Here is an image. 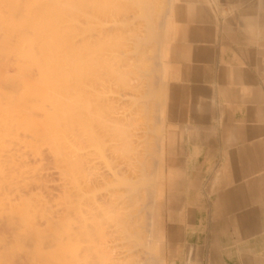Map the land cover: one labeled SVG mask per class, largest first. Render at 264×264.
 I'll return each mask as SVG.
<instances>
[{"label": "rangeland", "instance_id": "rangeland-1", "mask_svg": "<svg viewBox=\"0 0 264 264\" xmlns=\"http://www.w3.org/2000/svg\"><path fill=\"white\" fill-rule=\"evenodd\" d=\"M7 1L8 0H0V20H1V23L3 22L2 25L4 24V22L6 23L3 26L0 23V26L2 27L0 29V31L2 30V32H0V264H41V263L42 264H56V263L58 264L59 256L57 255L50 256V254H54L58 248L57 247L58 246V241H57L58 236L56 235L58 234L59 231H56L54 229L55 228L54 226L56 224L57 226L60 225V227L62 226V224L72 225L69 218L66 221H64L63 219V222L61 223V221L59 222L60 218L58 217L60 215L63 216L64 212L66 211V210L61 211V209L62 208L67 209V206L70 205V204L67 205V202L71 203L70 202L71 200L65 202V199H63V197H66L67 195L68 197L66 198H71V197H69V194H65L67 192L64 193L65 195L62 194L63 189H61L63 188L64 183L62 181L64 180H62L63 179L62 178L63 176L61 174L62 171H60L61 166L59 168L58 163H60L59 155H61L59 154V152L61 153V151H59V148H60L59 141L60 139H62V137L59 138L60 134L57 135V133L62 131L60 129H59L60 131H58V124H57V122L60 121L58 120L60 116L57 114L58 112L57 109L56 111L55 109L53 111L52 110L53 106L52 107L51 105L48 106L50 102H48L47 99H46L47 101L46 102L44 97L47 95V92L49 93L48 94L49 97L54 95V93L58 90V87L60 85L59 83L61 79L60 77H62V72H63V71L61 72V68L59 66L61 64L60 61L62 60L63 62V58L60 59L61 57L60 56L61 55L60 45L62 43L64 44L65 42L63 39H61V37L62 38H64L63 36L67 37L66 36L67 32L65 33L66 35H64L62 33L64 30L62 28L60 29L59 27L63 25V23L60 20V17L62 15L60 17L59 16L57 17L55 15H51L50 13H46L41 10L43 8V5H47L48 8H51L52 4L50 3L52 1L47 0V2L48 1L50 2V3L48 2V4L44 0H41V2H39L38 0L37 1L36 0H33V1L32 0H11L8 2ZM65 1H68V0H59V2L61 3L60 4L58 0H55L53 1V5L56 4L55 6H57V8L63 9L65 7V5H63ZM119 1H123V2H119L120 5L121 3L124 4V2H127L125 3V7H122L123 5L117 6L118 2L116 1L117 3H115L116 5H114L115 9L112 8L111 4L107 3L109 9H106V10L120 11L121 8L124 10L127 4H129L128 2L130 0H119ZM131 1L128 7L133 2ZM6 3H8V5ZM158 3H160V1ZM164 4L167 7H164V11H162L161 13L162 16L165 15L163 17L164 22L162 25L163 36L161 40L159 41L160 44L158 43L156 44L158 45L157 52L154 51V55H153V56H156L155 54L157 53L156 58L153 57L152 59L149 56L148 58L145 55L149 52L148 50H146L147 47L146 49L144 48L145 52L147 53L144 52L145 56L142 57L144 63L142 62V58L140 56H139V60H138V57L134 58V60H136L137 58L136 62L138 63H136L135 61L134 62L136 63V65L138 64L137 66H139L138 67L139 69L141 68L146 69L144 67H147V68L150 67L152 75L148 77V80L150 81L151 79L153 80L156 89L159 91L161 90V94L163 93V90L164 91L167 90V79L165 78L166 80L163 81L162 76H161V71L159 67V63L161 61L160 49L164 43L163 40H164L166 28H167L168 17L170 18V20L172 19L173 21L174 16H176L174 14V10H171V8L175 5L177 8L181 7L185 9V11L187 10L188 12L189 8H201L202 9V8L214 6L213 0H165ZM11 7H13L14 10L17 8V10L14 11V15L16 16V18L13 17V19H11V15H12ZM106 7L107 6H105V8ZM158 7L160 8L161 6H158ZM18 8H20L21 10L23 9L22 11L24 13H27L28 16L26 15L22 16L23 13L21 12L20 9L19 11L22 13L21 17L19 16V14H16V13H19ZM130 8H135V7L130 6ZM165 9L167 13L165 12ZM32 11H34L35 13L31 14ZM130 11L132 13L134 10L130 9L129 12ZM36 14L38 15L39 19L37 20L35 19L36 18L35 17L34 18L35 20H33V15H36ZM133 14H135V11ZM167 15L168 17L166 19ZM40 16H41L42 21L40 20ZM130 16L133 19V15L131 14ZM181 17L177 15L176 18H181ZM17 18L21 20L18 26L22 23L21 27L26 30L25 32H23V35H21L20 32L18 33V31L21 29L20 26L17 32L14 31L16 29L14 26L12 29L9 26V25L11 26L14 25L16 22L14 19L18 20ZM183 18L191 19L189 15L187 14H185ZM7 19H8V22H6ZM10 19L13 22H9ZM32 20H33V23L34 21L35 22L37 21V23L38 21H41L40 24L38 23L39 25L37 23H34V25L36 24L40 26V27L36 26V28L38 29H40L41 27L44 28L45 26L48 27V28L46 27L44 28L45 29L44 32L46 34L48 32L49 33L48 35L49 36L52 35L51 36L52 38H49V36L46 37V34H44L45 36L43 40L42 39L43 36L40 37L39 35L41 31L38 29H35V26L30 22ZM137 21L139 22L140 20H137ZM51 22L53 24H51ZM58 22L59 23L61 22V23L59 24ZM134 22L135 21H133L132 23V26L133 25L134 26L133 27L131 26V28L139 26V24L138 26L137 24L135 26ZM48 23H49V26H51L50 28L47 25ZM52 26H53V29H52ZM173 26L175 27L172 31L174 32L173 33V38H174L176 37V34L178 33V28H179L178 22L176 21L175 23H173ZM140 27L142 28V24L139 26V28H137L139 29V31H140ZM23 29L21 30L24 31ZM3 30L5 32H3ZM134 31L136 32V30ZM143 31L142 33H144ZM26 32L28 35L30 34V37L32 39L31 38L28 39V35L26 34ZM53 32L54 34H56L54 38H53L54 36ZM41 35H43V33ZM18 38L19 39L22 38V41L21 40L19 41ZM51 39L53 40L54 46L51 43L52 42ZM24 42L26 44H29L31 42V44H29V47L30 48L32 47L33 51L37 50L35 52L36 55H34L35 53H33L32 49H29V47H27L28 49L26 48ZM45 42H49V43H45ZM130 46L131 45H129V47ZM38 47L46 48V50L48 49L47 56L48 54L54 55L53 59H50L51 61L50 63H52L51 66L58 65V67L57 66L55 68L52 67L53 69L51 71L48 70L49 66H46L48 64L47 63L48 58L46 57L47 62L45 61L46 58H43L44 57L43 53H46V52L43 51V53H41L40 50H38L39 49ZM17 50H18V53H17ZM151 51H152V48H151ZM28 52L29 53L32 52V54H30L32 58L30 57V55H28ZM57 54H59L60 57L57 56ZM18 55L20 57H18ZM33 56H34V60L39 61L40 65L42 64L41 66L40 65L36 66L38 65V63L37 61L35 62L34 60L33 62L34 64L36 63V65L32 64ZM145 57L148 58V63L147 61L145 62V59H147ZM57 58L59 59V61H57ZM44 61L47 64L43 63ZM131 62H133V60ZM140 62H142L143 64L141 65ZM145 63H147V65ZM51 66H50V69H51ZM63 66L66 69L67 66H65V64ZM129 68L131 69V66H129ZM45 70L46 71L48 70V71L46 72ZM41 71H44V72H41ZM52 72L53 73L55 72V74H54V77L52 76V79H51L50 73ZM64 72H65L64 74L66 75V71ZM132 74H130L131 77H132ZM65 75L63 76V78L66 80L67 77ZM135 77H137L138 81H136V78L131 79V80L133 81L135 80V82L138 84L140 81L141 85L136 86V84L132 82L129 78L130 81L129 80L128 81L132 83V86L128 83L127 88H124L122 86L119 88V92H122V94L124 95V100L126 101H129L127 100V97L130 96L131 94L134 95L138 93L140 95L143 90V86L146 84L147 80H144V79L141 80V77L136 75V73H135ZM48 79H51L49 80L50 82L53 81L55 83L52 86L50 84L51 88L49 86L50 89L48 88V90L44 91V89L46 88L43 82L45 81L46 83V80ZM49 81H47V84H49ZM143 82H144V85H143ZM47 84L46 86L48 87ZM130 86L131 88L133 87L134 90L137 91V93L133 92ZM62 87L63 86H61V88ZM129 89H131L130 91H132V93L131 92L127 93L129 92ZM161 94H159L161 98L159 99L158 97L160 102H158L159 101L158 99H157V102L155 100L154 102L156 103L153 102L150 107V110L152 111V113L149 111V113L153 115L155 123L159 119L157 121L158 124H155V126L152 124L153 127H155L156 129L158 128L159 130L158 136L154 134L155 135V138H154V135H153V138L156 141V143L159 142L158 140L160 139V134L164 135L168 139H171V138L173 139L175 138V135H176L174 132L176 128H173L172 126L167 125V122H168L167 104L164 107L163 115L160 116L159 118V115L161 114L160 112L161 105L163 103V97ZM133 97L135 98L136 95H134ZM166 99H167V94H166ZM130 101H132L131 98H130ZM130 101H129V104H131ZM124 104H125V101H124ZM126 104L123 106L125 107L127 106L125 109L129 108L128 110H130L131 106H134L133 104H131V106L128 107V105ZM134 107L136 109V107L138 108L139 106L136 105ZM132 108L131 110L133 113L132 115H134V119H133V116L131 115L132 117L131 120L132 119L134 121L136 120V123L133 122V124H136V125H133V124L130 125V126H134V128L132 129L130 128V129L132 131L135 130L134 132L131 131V133L134 135L140 136L141 134L140 132H142L141 135H143L142 137L144 139L146 138V135L148 136V134L143 133L144 131L143 128L146 125L143 126L141 125V123L144 124L145 122L144 119H143V122L139 121V119L141 120L143 117L138 118L139 115H142L140 111L141 109L138 108L140 109L138 110L140 112H138L137 109L134 112ZM46 111H48V114H46ZM136 111L139 114L138 113L135 114ZM149 118H150V125H151L152 117H149ZM136 129L137 131H140L139 132L140 134L138 132L136 133ZM134 138L136 137L134 136ZM60 143L61 145L63 144L62 142ZM156 143H154V146H156ZM195 145H196L195 143H187L185 145V150L189 157L184 158V159L181 158V156L184 154V150H183L184 148L181 145L179 147H176V151L174 153L177 154L176 155L177 160L178 159L182 160L181 164L173 168H169V167L165 168V170L167 171L166 178L164 179L165 186H166L165 195L163 197V203L161 207L157 210L158 215L154 219V222L156 223V229L158 230L159 239H160L158 241L159 246L157 245V243L156 244L153 243L155 241L154 239L150 240L151 238L150 235H149V240L147 238L148 234L150 233L149 232L150 230L149 222L150 223L152 222L149 212H151L152 210L151 206L153 205L149 203L150 208H151L150 211L147 209H144L149 212L142 211L140 213L141 218H144V219L148 217L150 218V219L145 220L148 224V225H145L146 222L142 221V219L139 222H135V223H134L135 217L132 216V220L128 219L129 216L132 214L131 210H133L132 208L133 206L128 205V204L125 205L123 203L122 204V211H123L122 214L123 215L122 214L121 215L124 216L123 218L126 217L124 219L125 221L123 220V222H126V225L128 224L127 226L130 225L129 229L132 232L131 231L129 232L131 235L129 233L127 234H129V236H132V240L131 238H129V236L121 237V236H124V234L126 233L127 226L122 227L121 225L119 226L118 224L114 225V223L118 222V220H116L115 222V218L119 219L118 217H120V220H119V222L121 221L120 224L123 223L122 217L119 216V214L116 215V213L114 212V214L117 216V217H113L114 215L113 213H112L113 215L111 216L113 217V221H114V223L111 222V224L113 223L112 227L116 228L114 232L116 233L118 230L119 231L122 230L121 232H124V234L121 235L122 233L117 232L116 234L118 233L119 234L115 235V233L113 232L114 235L112 236L111 234L112 232L108 233L109 237L111 236L113 237V239L112 237L111 238L108 237L109 241L111 240V243L113 242L114 243L111 244L110 242H108L107 244L105 242L108 245V247H106V244H105V246L102 245L104 246V248L103 247L102 248L106 250V248L108 249L110 247L112 251L109 253H105V251L103 250L100 251L99 253V251L97 250L99 249L98 247H96V251L95 250L91 251L88 254L89 257L86 256V253L82 254L80 252L82 254V257H84L83 263H85L84 262L85 258L86 259L90 258L94 262L99 260L101 264H121V263L122 264H127V263L129 264H132V263L133 264H148L149 262H151L150 259L153 256H155L151 254L156 253L157 257L159 256L162 257L164 264H174L175 262H177V264H182L184 259L186 258L190 259L191 264H201V256L202 254H206V250L201 244L206 239L207 237L206 232L209 230V226H211L210 218L215 214L213 206L218 196V174L216 173L218 165H216L215 158H211V157L203 158L202 156L198 158L197 154H200V152L198 150L197 152L194 149ZM69 149H71V147ZM65 150H67V148ZM71 150L66 151L68 155L69 154L71 155V153L68 152ZM155 161H157V158H153L154 163ZM206 170H208L210 173L206 174L205 173ZM68 179H70V176L69 178H67V182L65 184L67 185V188L69 190V186L67 183H70L71 181L68 182ZM189 180H196V187L198 189L195 188L196 199L191 200V201H186L184 198L187 193V187H188ZM70 190L72 191L71 188ZM169 193L174 194V199H172L171 203H169L168 201ZM62 201L64 202L63 205L61 204ZM44 202L46 204H44ZM147 208L149 209V207ZM110 211H112V209ZM47 215H49L50 217L49 219ZM62 216H60L61 220L63 218ZM103 218H106L108 220L109 217L107 218L103 216ZM48 220L50 221L49 224L47 223ZM53 222H55V224ZM103 223L105 225L107 223L106 220L105 222L103 221L99 223L100 229L104 226L102 225L101 227V224ZM108 223L105 227H109L110 229L106 228L105 230L112 231L114 228L113 229L111 228L110 221ZM99 224H97V226ZM123 225L125 226L124 223ZM140 225H142L144 228L140 227ZM134 226H136V229ZM147 227H148V231L146 229ZM57 228L58 227H56V229ZM97 228H99V226ZM100 229L98 230L100 231ZM137 229H140L142 231V236L144 234L143 236L145 239L144 241L146 240H148V242L151 241L153 246L151 245L148 247L146 243L147 248H149L151 251L144 248L146 247L145 244L139 245L141 247L143 246V248L137 247L138 244L136 246L134 245L135 247L133 248V243L135 241L133 236H134V232L139 231ZM102 230L104 229L102 228ZM96 234L100 236L98 237L97 235H95L96 237L101 239V242H99L100 240H98V243L101 245L104 242L103 238L101 237L104 234H106L107 236V233H105L104 231V234L103 232L101 233L98 232ZM106 236L104 237L106 238ZM96 237L95 239L97 241ZM30 240H32L33 242L27 243ZM51 242H54V243L51 244ZM94 243H95V240H94ZM98 243H97V246H98ZM121 243H123L122 245H125V246L128 244L129 247L132 246L131 249L132 248L133 249L131 250L129 247L127 248L128 245L125 248L124 246L121 245ZM79 245H80V242H79ZM82 245H85V243H82ZM53 247L54 249L52 253L51 248ZM55 247L57 248L55 249ZM93 247L95 248L94 244H93ZM135 250L137 251L135 252ZM130 251H131V254H130ZM148 251H150V253ZM137 252L139 254H136ZM116 253L117 254L120 253V255H116ZM81 254L79 257H81ZM27 255L29 256V259L26 258ZM99 256H100V259H98ZM92 257H95V258L97 257L98 260L97 259L94 260V258ZM157 257H154V258H157ZM50 258H52V260ZM154 258H152V260ZM117 259H119V261H117ZM87 260L89 261V259ZM81 263L82 261H80L78 264H81ZM89 264L91 263L89 262ZM95 264H97V262ZM150 264H153V263H150Z\"/></svg>", "mask_w": 264, "mask_h": 264}, {"label": "bare ground", "instance_id": "bare-ground-1", "mask_svg": "<svg viewBox=\"0 0 264 264\" xmlns=\"http://www.w3.org/2000/svg\"><path fill=\"white\" fill-rule=\"evenodd\" d=\"M8 1H11V0H8ZM38 1L41 2V0H38ZM44 1H46L47 4L49 2V1L47 2V0H44ZM50 1H52L51 3L49 2L50 4H52L51 8H48L47 5H43V8L41 10L46 13H50L51 15H55L57 17L58 16L60 17L62 15L60 17V20L63 23V25L62 26L58 25V26L60 27V29L62 28L64 30L62 32L64 35H66L65 33L67 32V35H66L67 37L62 35L64 38L61 37V39H63L65 42L64 44L62 43L63 45L60 43L62 45V46L60 45V49H61L60 56L61 57L59 56V54H57V56H59L60 59L63 58V62L61 60L60 61L61 64L59 65L61 68V72L63 71L62 77H60L62 80L60 79L59 83L60 85L62 84L61 86L63 87L61 88V86L59 85L58 87L59 91L57 90L58 92L56 91L54 95H52L51 97L48 96L49 93L47 92V95H46L47 97L45 96L44 98H45V101L47 99V101L50 102L48 106L50 105L51 107L55 106L54 108L52 107V110L54 111L55 109L56 111L57 109L58 110L57 114L60 116V118H58V120L60 121H58L59 123L57 122V124H58V131L60 130L62 131L57 133V135L60 134L59 138L62 137L64 141L63 142L62 139H60L59 141V146H60L59 151H61V153L59 152V154L61 155H59L60 163L58 164H59V168L61 166L60 171H62L61 173L63 176L62 180H64L62 181L64 184H63V188L61 189H63L62 194L67 192L65 194H69V197H71V198H66L68 197V195L66 197H63V199H65V202L71 200L70 201L71 203L67 202V205L70 204L69 206H67V209L66 208L61 209V211L62 210H66V211L64 212L63 216L60 215L63 217L62 220H61V217L58 216L60 218L59 222L61 221L62 223L63 219L64 221H66L69 218L70 222L72 223V225L62 224L61 227L60 225L57 226V224L54 226L55 227L54 229L56 231H59L58 232L59 235L58 234L56 235L58 236L57 237L58 239L57 247L58 248L55 247V249L57 248V251H55L54 254H50V256L52 255L59 256L58 264H78L80 261H82L81 264H85V263L89 264V262L91 264L92 263L95 264L96 262L97 264H99L100 261L98 259H100V256L98 259L97 257L96 258L92 257L94 258V260L95 259L98 260L96 262L92 261V259L90 258H87L89 259L88 261L85 258V261H84L85 263H83L84 257H82V254L86 253V256L89 257L88 254L91 251H94V250L96 251V247L100 249V250L97 249L99 253L102 250L105 251V253H109L112 251L110 247H109L110 249L106 248V250H104L103 248L106 243L107 244L108 242L111 243V240L109 241L108 239L109 237L108 233L112 232L111 234L113 236L114 235L113 232L116 229L112 227L113 226L112 224L114 223L113 217H117L116 215L119 214V216L122 217V222L126 218V217L123 218L124 216H122L123 215L122 214L123 213L122 211L123 203L125 205L128 204V205L133 206L132 207L133 210H131L132 214L129 216L128 219L132 220V216L135 217L136 221L134 219V223L139 222L141 219L142 221L146 222L145 221L146 219L151 218L152 222L151 223L149 222V225H150L149 232L150 233L149 234L147 233L148 234L147 238L149 240V235H150L151 236L150 240L154 239L152 225H153V220L155 217V209H154L153 201H154V197L156 193L155 192L156 184L158 182L157 166H158L159 159H160V151H159L160 146H159V142L156 143V141L154 140L155 135L158 136L159 130L158 128L156 129L155 127H153V125L155 126V124H158L157 121L159 119L155 123L153 115L151 114L152 111L150 110V107L155 100L157 102L158 97L159 99L161 98L159 96V94H161V90L159 91L156 89L152 79L151 81L148 80V77L152 75L150 67L149 68L144 67L146 69H142V68L139 69L138 68L139 66H137L138 64L136 65V63H138L136 62L137 58L136 60H134V58L138 57V60H139V56L142 58L145 55L147 57L148 56L151 57L152 59L153 57L156 58L157 53L155 54L156 56H153L154 51L157 52L158 45L156 44L157 43L160 44L159 41L161 40L163 36L162 25L164 22L163 17L165 15L163 13L164 16H162L161 13L162 11H164V7H167V6H165L164 4L165 0L164 1L162 0L163 3L161 2V0H158V1L156 0H135V1L132 0L133 2L130 0L132 2L130 6L135 7V8H130V6L128 7V5L130 4V1H129L128 2L129 4H127L124 10L120 7L121 8L120 11H116V10L108 11L106 10V9H109L107 3L111 4L112 8L115 9V6H114L116 5L115 3L118 2L117 6H119L120 5L119 2H123V1H119V0H68L64 2L63 5H65V7L61 9V8H57V6H55L56 4L53 5V1L55 0H50ZM159 1L161 4L158 3ZM125 3L127 2H124V4L121 3V5H123L122 7H125ZM6 4L8 5V3ZM105 6L107 7L105 8ZM158 6H161V7L159 8ZM11 8H12L11 10L13 11V13L11 11V14H12L11 19H13V17L16 18V16L14 15V11L17 10V8L15 10L13 7ZM129 8L131 10H134L136 15L133 14L134 11L132 13L131 11L129 12L130 10ZM19 9L20 8H18V11ZM22 10L21 12L23 13V15L20 11L19 13H16V14H19L20 17L21 15L28 16V14L24 13ZM165 12H166V9H165ZM33 13L35 12L32 11L31 14ZM131 14L133 15V19L130 16ZM34 18L37 20L39 19L37 14L33 15V20H35ZM10 20L9 22H13L12 20L11 21ZM14 20L16 22L12 26L9 25L10 28L12 29L14 26L16 28L14 30L15 32H17V30L19 29V26L21 29H23L21 27L22 23L18 26L21 20L19 19H18L19 21L16 19ZM33 20L30 22L34 25V23H37V21L36 22L34 21L33 23ZM40 20L42 21L41 16H40ZM137 20H140L142 22L139 21L140 22L139 23ZM41 21H38V23L40 24ZM133 21H135L134 22L135 26L136 24L137 26L138 24L139 26L142 24V28L140 27V31L139 29H137L139 28V26L131 28ZM6 22H8V19L6 20ZM0 23H1V20H0ZM4 24L6 23L4 22ZM51 24L53 23L51 22ZM38 25L36 24L34 25L35 29H38L36 28V26L40 27ZM47 25L49 26V23ZM50 27L51 26H49V28ZM1 28L2 27L0 26V29ZM44 28L41 27L40 29H38L43 33V35H41L42 33L39 31L40 32L39 35L40 37L43 36L42 38L43 40L45 36L44 34H46L44 32L45 30ZM52 29H53V26H52ZM20 30L18 31V33L20 32L21 35H23V32L26 31L25 29H23L24 31L22 30L20 31ZM134 30H136V32ZM142 31L144 33H142ZM0 32H2V30ZM3 32L5 31L3 30ZM141 33L144 35H142ZM48 34L49 33L47 32L46 37L49 36ZM53 35H54L53 36L54 38L56 34H54L53 32ZM51 36H49V38H52ZM29 38H31L30 34L28 35V39ZM20 40L22 41V38L19 39V41ZM31 42L29 44H31ZM45 43H49V42H45ZM51 43L54 46L53 40ZM29 44L25 43L26 48L29 47ZM129 45L131 46L129 47ZM150 46L152 48V51H151ZM38 48L37 49L40 50L41 53H43V51L46 52V53H43L44 55L43 58H46V57L48 58V62H47V58L45 60L48 64L45 61L43 63L47 64L46 66H49L48 70L51 71L56 66L58 67V65L51 66L52 63H50L51 62L50 59H53L54 55L48 54L47 56L48 49L46 50V48H43V47H38ZM144 48L148 50L149 52L148 53L145 52ZM29 49H32L33 51L32 47L31 48L29 47ZM36 51L37 50L33 51V53H35ZM144 52L147 54L149 53L150 54L144 55ZM17 53H18V50H17ZM30 54H32V52L30 53L28 52V55ZM34 55H36V53ZM18 57L20 56L18 55ZM148 58L145 59V62L147 61V63H148ZM131 59L133 60V62L135 61L136 63L131 62L132 61ZM33 60H34V56L32 59V64H34ZM34 61L36 62L37 60H34ZM57 61H59L58 58H57ZM142 62H143V58H142ZM142 62H140L141 65L144 63ZM37 63L38 65H36V63L34 65L39 66L40 62L37 61ZM147 63L145 64L147 65ZM64 64L65 66H67L66 69L63 66ZM50 66H51V69H50ZM129 66H131V69L129 68ZM64 71H66V75L64 74L65 73ZM41 72H44V71H41ZM135 73L136 75L141 77V80L142 79L147 80L145 85H144L145 81L143 82L144 86H143V90L140 95L137 93V91L134 90L133 87L131 88L132 83L129 82L131 79H134V78H136V81H138L137 77H135ZM54 74L55 72L50 73L51 79H52V76L54 77ZM130 74H132V77ZM64 75L67 77L66 80L63 78ZM51 79L46 80V83L45 81L43 82L46 88L44 89V91L48 90L50 84L52 86L55 83L53 81L50 82L49 80ZM47 81H49V84H47ZM131 81L134 82L136 86L141 85L140 81H139V84L136 83L135 80L134 81L131 80ZM128 83L131 85L130 88L132 89V91L137 93V94H134L136 95L137 98L136 97L134 98L133 97L134 95L131 94L132 97L131 95L128 96L127 100L130 101V98H131L132 101H130V103L133 104L134 106L136 105L139 106L138 108L141 109L140 110L136 107L137 111L140 110L142 113V115H139V116L137 115L138 118L143 117L141 120L139 119V121L143 122V119L145 121L144 124L140 122L141 125L143 126L146 125L144 127L145 129L143 128L144 130L143 133L148 134V136L145 134L146 138L144 139L142 137L143 135H141L142 132L137 131V129H136V133L140 132L141 133V134L139 133L140 136H137L131 133L132 131L131 129L134 128V126H130V125H132L133 122L136 123V120L135 121L133 120L134 115H132L133 113H132L131 108L133 107L132 109L134 112L136 109L134 106H131V104H129V101L124 100V95L122 94V92H119V88L121 86L124 88H127ZM46 84L48 85V87L46 86ZM131 89H129V92L127 93H130V92L132 93V91H130ZM161 95L163 97V93ZM123 100L125 101V104L128 102L126 104L128 105V107L131 106L130 110H128L129 108L125 109L127 106L126 107L123 106L125 105ZM158 102H160V100ZM137 111L135 114L140 112V111L138 112ZM149 111L151 113H149ZM46 114H48V111H46ZM131 115L133 116L132 120H131L132 118ZM149 117H152L151 125H150ZM159 118H160V115H159ZM133 125H136V124H133ZM134 131L135 130H133L132 132ZM153 135H154V138H153ZM134 136L136 138H134ZM60 142H62L63 144L61 145ZM154 143H156V146H154ZM68 147L69 148L71 147L72 150L69 149ZM66 148L67 150H71V151H68L69 153H71V155L69 154L70 157L68 153L66 152L67 150H65ZM153 158H157V161H155V163L153 162ZM68 175L70 176V179H68V182L71 181L70 183H67L69 186V190L67 188V185H65L67 182V178H69ZM70 188L72 189V191L70 190ZM63 203L64 202L62 201L61 204L63 205ZM149 203L153 205L151 206L152 210L150 208ZM44 204L46 203L44 202ZM147 207H149V209ZM110 208L112 209L113 212L110 211L111 210ZM144 209H147L149 211L151 210V212L144 210ZM142 211L149 212L150 218L149 217L145 219L141 218L140 213ZM114 212L116 213V215L114 214ZM49 215H47L48 219L50 218ZM112 215L113 217H111ZM103 216L107 218L109 217L108 220L106 218H103ZM118 218L119 219L115 218V222L116 220H118L119 222L120 217ZM105 220L107 223L110 221V224L111 222H113L110 225L112 229L114 228L112 231L105 230L106 228L107 229L109 228V227H105L107 223L105 225L104 223L101 224V227L102 225H104L102 227L104 230H102V228L100 229L99 223L103 221L105 222ZM118 222L114 223V225L118 224L119 226L121 225L122 227H126L128 225V224L126 225V222H123L125 226L123 225V223L120 224L121 221L119 223ZM47 223L49 224L50 221L48 220ZM53 223L55 224V222ZM97 224H99L98 225L99 228H97L98 227ZM145 225H148L147 222L145 223ZM129 226H127L126 228L127 231L125 234L124 232H121L122 231L121 229H120L121 231L119 230L118 231L116 230V231L122 233L121 235L124 234V236L120 235L121 237H127L129 236L130 234L129 232L131 231L129 229ZM56 227H58L57 228L58 230L56 229ZM134 227L136 229V226ZM140 227H143V226L140 225ZM98 229H100V231ZM146 229L148 231V227ZM97 230L99 233L103 232L104 234V231L105 233H107V236L106 234H104L101 237L104 240L103 242L104 244L102 243L100 245L98 243V240H100L99 242H101V239L98 238L100 236L96 234L98 233ZM137 230L139 231L134 232V236H133V238L135 239L134 241L135 244L133 243V248L137 244H138L137 247H140V248H143V246L141 247L139 245H144V244L146 245V243L148 247L151 246L152 245L151 241H149L150 243L148 242V240L144 241L145 240L143 237L144 234L142 236V231L140 229H137ZM116 233L115 235L119 234V233L118 234ZM95 235H97L98 237H96ZM104 236H106L108 241L106 240ZM95 237L97 238V241ZM129 238H131L132 240V236H129ZM94 240H95V243H94ZM32 242L33 241L30 240L27 243H32ZM79 242H80V245H79ZM52 243L54 242H51V244ZM82 243H85V245H82ZM97 243H98V246H97ZM153 243L156 244V241H154ZM93 244L95 245V248L93 247ZM107 244H106V247H108ZM122 244L123 243H121V245ZM147 245L144 248L150 250L149 248H147ZM122 246L126 248L125 245H122ZM128 247L129 245L127 246V248ZM131 247L129 248L131 249ZM51 249L53 253L54 247ZM136 251L137 250H135V252ZM150 251L148 252L150 253ZM80 254H81V257H79ZM130 254H131V251H130ZM136 254H139V253L137 252ZM116 255H120V253L118 254L116 253ZM151 255H155L152 258L157 257L156 253L151 254ZM26 258L29 259V256L27 255ZM78 258L79 260L81 258V260L79 261ZM152 258L150 259L149 257L151 262H149L148 264L150 263L157 264V258H154L153 260ZM50 259L52 260V258ZM117 261H119V259H117Z\"/></svg>", "mask_w": 264, "mask_h": 264}, {"label": "crops", "instance_id": "crops-1", "mask_svg": "<svg viewBox=\"0 0 264 264\" xmlns=\"http://www.w3.org/2000/svg\"><path fill=\"white\" fill-rule=\"evenodd\" d=\"M213 3L188 12L174 5L173 21L166 16L159 67L167 90L160 116L167 104V125L176 135L160 134L155 217L165 195V168L182 162L176 147L184 148V159L185 145L195 143L198 158H215L218 165L215 214L201 244V264H264V0ZM195 188L196 180H189L186 201L196 199ZM152 228L159 246L154 220ZM157 264H164L161 256Z\"/></svg>", "mask_w": 264, "mask_h": 264}]
</instances>
